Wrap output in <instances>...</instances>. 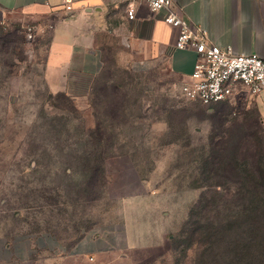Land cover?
I'll list each match as a JSON object with an SVG mask.
<instances>
[{
  "label": "rangeland",
  "instance_id": "obj_1",
  "mask_svg": "<svg viewBox=\"0 0 264 264\" xmlns=\"http://www.w3.org/2000/svg\"><path fill=\"white\" fill-rule=\"evenodd\" d=\"M58 17L0 11V264H193L205 246L187 248L180 230L215 181L224 182V261L234 264L240 239L248 250L238 264H264V199L253 178L235 183L237 171L224 165L215 179L204 161L214 134L230 136L227 155L248 159L250 172L252 159L264 163V123L251 94L241 89L206 107L181 95L163 59L137 68L109 53L101 72L77 78L65 99L44 79ZM162 228L148 247L128 246L127 238ZM83 237L97 238L95 258L73 253Z\"/></svg>",
  "mask_w": 264,
  "mask_h": 264
},
{
  "label": "crops",
  "instance_id": "obj_2",
  "mask_svg": "<svg viewBox=\"0 0 264 264\" xmlns=\"http://www.w3.org/2000/svg\"><path fill=\"white\" fill-rule=\"evenodd\" d=\"M190 25L207 32L209 41L230 46L235 53H256L264 59V0H172ZM128 5L135 17L126 16ZM146 0H0V11L27 15L56 14L44 67V79L53 93L75 96L77 78H94L103 69L107 54L116 64L144 67L163 59L181 81L188 79L197 55L174 47L178 30L163 20L164 11H151ZM264 123V91L251 95ZM149 228L155 223L148 222ZM167 228L149 232L129 247L145 248ZM95 258L97 238L83 237L72 249Z\"/></svg>",
  "mask_w": 264,
  "mask_h": 264
},
{
  "label": "built area",
  "instance_id": "obj_3",
  "mask_svg": "<svg viewBox=\"0 0 264 264\" xmlns=\"http://www.w3.org/2000/svg\"><path fill=\"white\" fill-rule=\"evenodd\" d=\"M146 2L151 11H164V22L178 30L174 47L192 50L197 55L193 71L180 86L184 98L211 107L232 99L241 89L251 95L264 91L263 58L256 53H235L230 46L212 43L204 29L190 25L176 10L172 0ZM126 16L134 19V7L128 5Z\"/></svg>",
  "mask_w": 264,
  "mask_h": 264
},
{
  "label": "trees",
  "instance_id": "obj_4",
  "mask_svg": "<svg viewBox=\"0 0 264 264\" xmlns=\"http://www.w3.org/2000/svg\"><path fill=\"white\" fill-rule=\"evenodd\" d=\"M58 96H61L65 99L71 100V97L66 95L64 92H58ZM225 101L219 102L223 103ZM217 103V104H219ZM215 104V105H217ZM214 106V105H213ZM226 133V132H225ZM230 139V136L221 135L219 139H215V135L213 134L210 137L209 147L210 151L209 154L204 158V161L210 163V174L213 178H221L224 176L223 174V167L224 165H227L231 167L232 169L237 171V175L235 176V183H243L244 180H254L255 190L259 193V198L261 200L264 199V163L259 161L258 159H252L251 160V168L252 172H250V169L248 168V159L242 156H237L236 154H228L226 152V143ZM225 144V146L223 145ZM255 174V175H254ZM224 184V182H217L215 181V184H212L213 187H216L212 193V196L208 198L206 196V192H203L197 203L193 206V208L190 210L188 218L185 220L183 224V228L181 231V234L179 236L185 237L182 241L183 244L188 246L187 248H191L193 245L195 246H205L203 247L202 251L197 254L196 259L194 260L193 264H232V260L230 256H228L230 259L229 261H224V253H222L223 250H221V242L222 238L220 239V235H224L225 228L223 220L221 219V203H220V197H219V191H217L218 187H221ZM242 192V188L239 192V195L241 198H245L247 193H250L247 190ZM258 190V191H257ZM197 209V214L200 215V218L192 223L190 220V215H194V210ZM203 213L201 215L199 212ZM249 210L248 208H243V214L247 213ZM213 214L215 219L213 222H208L206 219L205 214ZM205 217V218H204ZM76 243V242H75ZM206 244V245H205ZM209 244V254L207 255L206 249L208 248ZM237 249L235 251H232L235 253V262L234 264H238V261L242 259L243 254L245 253L246 247L244 246L245 243L242 242L240 239L236 242ZM217 247V250L215 251L214 248ZM214 253V254H212ZM231 253V252H229ZM212 254V255H210ZM242 261V260H241ZM240 261V263H241ZM239 263V264H240ZM179 264V263H177ZM181 264H187V263H181Z\"/></svg>",
  "mask_w": 264,
  "mask_h": 264
}]
</instances>
